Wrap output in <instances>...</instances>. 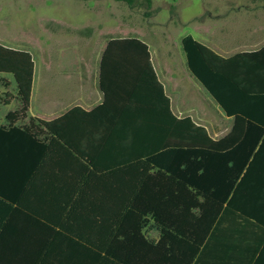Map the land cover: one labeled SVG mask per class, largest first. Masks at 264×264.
Instances as JSON below:
<instances>
[{
  "label": "trees",
  "instance_id": "obj_1",
  "mask_svg": "<svg viewBox=\"0 0 264 264\" xmlns=\"http://www.w3.org/2000/svg\"><path fill=\"white\" fill-rule=\"evenodd\" d=\"M182 47L190 71L235 119L221 140L174 115L137 37L108 43L101 105L16 125L30 109L35 62L0 44V74L13 76L21 100L0 126V264H201L208 256L222 264L232 244L241 252L257 244L264 255V48L225 58L190 34ZM78 112L95 135L87 149L77 143ZM237 222L257 226L255 243L235 237Z\"/></svg>",
  "mask_w": 264,
  "mask_h": 264
},
{
  "label": "rangeland",
  "instance_id": "obj_2",
  "mask_svg": "<svg viewBox=\"0 0 264 264\" xmlns=\"http://www.w3.org/2000/svg\"><path fill=\"white\" fill-rule=\"evenodd\" d=\"M236 9L243 10V13L245 10L264 12V0H152L151 3L140 0L134 7L115 0H0V44L27 50L33 55L36 67L32 110L29 112L32 115L46 106L44 99L49 89L66 84L65 91L71 96V84L77 82L76 73L80 70L79 58L81 54L87 55L88 51L94 50V46L86 47L79 42H72L71 45L67 41L44 43V34L48 33L50 37L53 33L75 37L83 33L80 31L81 25L92 21L97 27L93 33L97 41L105 33L107 24L119 20L126 28L125 32L119 33L120 37L144 35L150 38V45L154 49H160L164 45V38H168L171 44L177 45L186 65L180 46L181 38L189 34L207 36V25L226 18L230 11ZM109 11L113 16L106 17ZM242 17L245 18V14ZM48 45L51 46L43 48ZM49 57L53 62L51 65L46 64ZM7 77H0V104L4 105L2 112L15 111L18 106L16 100L9 106L4 104L6 99L16 96L14 79L12 75ZM5 82L9 85L7 91L10 97L5 94ZM200 87L214 109H220L207 91ZM28 123L29 120L24 118L20 124Z\"/></svg>",
  "mask_w": 264,
  "mask_h": 264
},
{
  "label": "crops",
  "instance_id": "obj_3",
  "mask_svg": "<svg viewBox=\"0 0 264 264\" xmlns=\"http://www.w3.org/2000/svg\"><path fill=\"white\" fill-rule=\"evenodd\" d=\"M97 6L99 5L97 4ZM244 12L245 13H243V10L238 9L230 11L226 18L215 20V23L207 25L208 35L205 37L198 36V34L197 36L194 34L190 35L225 58H229L243 52L258 51L264 48V12L258 10H245ZM106 13V17L113 16L111 11ZM244 14L245 18L242 17ZM220 20L222 21L217 22ZM80 27L81 30H79L83 33L75 37L64 34H60L58 36L56 33H53L52 37H50L48 33L43 36L45 38H43L44 43L67 41L70 42V45L72 42H79L86 47L94 46L93 51H88L87 55L81 54L79 58L80 70L76 73L77 82L74 85L71 84V96H69V94L65 91L66 84L54 87L52 90L49 89V92L46 94L44 99L46 106L42 109L40 108L37 114L29 115V112L32 110V88L30 109L27 116L17 118L15 122L16 125H21L20 123L22 119L26 118L29 120L30 117H37L41 120L52 121L66 115L76 107H80L85 112H90L103 103L104 94L100 88V65L102 56L108 43L112 39L126 38L122 36L120 37L119 35L120 32L126 31L125 24L119 20H117V22H112L109 25L107 24V27L104 30L105 33L102 34V38H99L97 41L95 40V37H93V33L97 30L94 22L88 21ZM70 30L71 29H69V31ZM75 30L78 29L76 28ZM44 31L46 33V29ZM86 34H88V36ZM135 37L139 38L148 45L153 67L158 79L165 88L166 95L170 99L171 110L174 115L178 118L190 117L198 125L204 126L209 135L215 141L221 140L229 135L233 129L235 119L226 115L221 106L190 71L182 47V38L184 36L180 40V46L185 56L186 65H184V59H182L180 53H178L177 45L175 43L171 44L168 38H164V45L160 49H154L150 45V38L147 39L144 35ZM51 38L53 39L52 41ZM51 45L43 48L50 47ZM51 63L53 62L49 57L46 64L51 65ZM7 75L8 74H0V77L8 78ZM193 78L198 83H196ZM9 82L11 83L10 80ZM5 85H8V83L5 82ZM5 85V94L7 97H10L7 91L8 88H6ZM200 86L207 91L220 109H214L210 101L205 97L204 93L202 94L203 89H201ZM15 100L19 106H17L15 111L5 110V112H2L1 108H3L4 105L1 106L0 104V126L10 125L12 122L8 119V115L20 110L21 100L18 97L17 92L14 98L11 97L10 99H6L4 104L5 106H9L13 104ZM80 116H82L80 112L73 116V122L77 125V129L83 127L82 129L84 130V135L77 136V143L83 145L87 149L91 144H93L92 140L95 135L92 130V125L87 121L84 125H82L81 122L78 124V118H80ZM1 208L2 207L0 206V217L4 215ZM256 227L257 226L253 223L241 224L237 222L235 229L233 230L232 228V231L235 232V237L237 239H240L241 242L246 241L249 245L250 243H255L251 237H253V234H256V232H259ZM241 232H245L246 236L244 239L240 236ZM238 234L241 238L237 237ZM147 235L156 241L160 238V233L155 229L149 230ZM235 243H238V241L235 240ZM232 245L233 248H229L230 256L226 259H222V264H264L262 248H258L257 244L256 248L249 245V247L243 250V252L238 251L234 244ZM216 260V258L208 256L204 262L201 261V264H217Z\"/></svg>",
  "mask_w": 264,
  "mask_h": 264
}]
</instances>
